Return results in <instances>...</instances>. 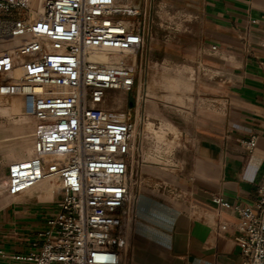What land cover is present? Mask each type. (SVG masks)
<instances>
[{"label":"built area","instance_id":"2783aa9c","mask_svg":"<svg viewBox=\"0 0 264 264\" xmlns=\"http://www.w3.org/2000/svg\"><path fill=\"white\" fill-rule=\"evenodd\" d=\"M30 3L0 0V16L20 10L27 14L9 23L10 32L24 39L0 54V94H21L35 119L33 155L8 166L4 192L14 195L47 179L57 183L61 196L30 248L0 249V257L11 264H127L133 124L125 116L114 120L99 104L107 89L129 91L140 80L124 64L121 75H86L82 51L86 45L104 44L136 56L154 21L152 0L143 6L126 0H43L45 23L31 20ZM101 68L94 64L90 69ZM253 146L251 137L246 147ZM212 201L230 206L219 195ZM233 209L239 217L234 240L241 264H264V173L254 205Z\"/></svg>","mask_w":264,"mask_h":264},{"label":"crops","instance_id":"0c3cea01","mask_svg":"<svg viewBox=\"0 0 264 264\" xmlns=\"http://www.w3.org/2000/svg\"><path fill=\"white\" fill-rule=\"evenodd\" d=\"M160 5L189 16L180 31L154 27L146 50L200 69L185 107L193 150L175 177L145 167L173 183L134 195L127 264H241L233 206L254 205L264 173V0H154L153 8ZM49 194L3 198L0 249L30 248L56 201L43 200ZM215 195L230 206L213 203ZM0 264L11 263L0 257Z\"/></svg>","mask_w":264,"mask_h":264},{"label":"rangeland","instance_id":"374dc122","mask_svg":"<svg viewBox=\"0 0 264 264\" xmlns=\"http://www.w3.org/2000/svg\"><path fill=\"white\" fill-rule=\"evenodd\" d=\"M126 1L133 4L139 3L141 6L144 4V0ZM153 2L154 0H152L151 16L154 21L148 36L144 37L142 50L136 55L135 65L130 67L129 59H125L123 63L125 67L135 70L140 80L139 84L133 85L129 91L107 89L103 101L99 104L102 109L122 112L133 124L131 135L134 148L127 173L131 200L139 191L157 189L160 184L172 185L173 183L168 177L145 171V167L160 168L175 177L184 167V155L193 150V140L184 129L191 117L185 111V107L192 106L191 93L195 90L192 91L190 78L195 79L200 76V69L189 67L188 70L182 59L170 58L168 55L157 58L152 49L150 52L146 50L147 46L152 47L155 38L152 34L154 27L163 29L164 25H167L169 27L166 28L175 27L180 31L184 26V20L189 19V16L184 12L178 16H172L162 5L160 8H153ZM8 14L1 15L0 20L11 23V20L27 15L25 10ZM161 38L168 39L163 35ZM181 38L184 40L185 37ZM120 57L122 55H117L115 59ZM111 59L106 54H98L100 62H108ZM108 96L116 97L113 105L107 102ZM12 103L11 98L0 101V182L6 178L9 164L33 155L32 125L22 116L19 103H15L18 109H13ZM21 103L23 104V101ZM13 112L16 113L13 114ZM122 113L116 115V118L122 120L124 117ZM39 184L49 185L48 182ZM60 196L61 191L58 189L46 195L43 200H57ZM4 197L5 195L0 194V209L6 204ZM9 208L11 206L7 207Z\"/></svg>","mask_w":264,"mask_h":264},{"label":"bare ground","instance_id":"6f19581e","mask_svg":"<svg viewBox=\"0 0 264 264\" xmlns=\"http://www.w3.org/2000/svg\"><path fill=\"white\" fill-rule=\"evenodd\" d=\"M30 1H31V3H30V6H31L30 18H31V20L32 21L38 20L41 23H45L44 19L40 16L41 12H42L43 0H30ZM23 39H24V37L13 35L10 32V24L9 23L0 21V54L3 53L5 50H11V49L16 48L17 46H19L21 44ZM46 46L48 48H50V42H47ZM98 54H106V55L110 56L112 59L108 62H100L98 60ZM117 55H122V57H120V59H115V57ZM82 59H83V63H84V72L86 75L94 74L95 76H97L98 79H106V77H109L110 75H114V74L115 75H121L122 74L121 65L124 63V61H126L125 59L131 60V66L130 67H134L136 56H135L134 52L129 51L127 49H119V48L114 47V46L101 44V45H86V46H84L83 51H82ZM94 64H99L102 68L99 70L90 69V68L94 67ZM57 90H59V89H57ZM9 98H11V100L13 101V103H12L13 109H16V108L18 109V107L16 106L15 103L16 102L19 103L21 114L32 125V130H33V135H34L35 119L30 113H28L26 111L24 97L21 94H17V93L11 94V95H1L0 94V101H3V99H9ZM20 99H21V101H23V104L21 103ZM106 100L108 103L113 105L116 102V97L113 98L112 96H108V99H106ZM4 101H6V100H4ZM14 113H16V112H13V114ZM109 113L111 114V116L114 120H117V121H123L124 120V117L122 120L116 118V115H118L119 113H122V112L110 111ZM123 116H124V114H123ZM33 138L34 137H32L31 146H32V150L34 152V139ZM28 158H30V157H28ZM28 158H26V159H28ZM26 159H23L20 161H24ZM20 161H16V162H20ZM16 162H13V163L9 164L8 166H12ZM5 180L6 179H3L0 182V186H1L0 194H1V196L5 195V196L15 197L18 195H22L24 193H28V195H33L35 193H39L40 195H45L48 193H52L54 191L56 192L59 189L58 185L55 184L54 182H51L47 179H42V180L38 181L36 184H34L33 186L26 188L24 191L18 192L14 195H10V194H7L6 192H4ZM41 182H48L49 185L39 184ZM130 229H131L130 222H128V224L126 226V233H129Z\"/></svg>","mask_w":264,"mask_h":264}]
</instances>
